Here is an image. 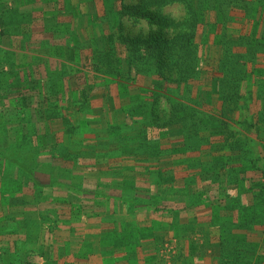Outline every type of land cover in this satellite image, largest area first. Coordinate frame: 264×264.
Listing matches in <instances>:
<instances>
[{
  "label": "rangeland",
  "instance_id": "rangeland-1",
  "mask_svg": "<svg viewBox=\"0 0 264 264\" xmlns=\"http://www.w3.org/2000/svg\"><path fill=\"white\" fill-rule=\"evenodd\" d=\"M125 2L161 24L112 0H0V264H264V42L228 24L236 10L260 33L264 0H193L197 23L183 2ZM110 32L175 41L164 76ZM56 38L76 84L59 78L72 60L44 74Z\"/></svg>",
  "mask_w": 264,
  "mask_h": 264
},
{
  "label": "crops",
  "instance_id": "crops-1",
  "mask_svg": "<svg viewBox=\"0 0 264 264\" xmlns=\"http://www.w3.org/2000/svg\"><path fill=\"white\" fill-rule=\"evenodd\" d=\"M75 3L76 2L71 1V5H72L71 7L73 8L71 14L69 13V15H71V16H68L67 17V16L64 15V17L62 18L63 20H66V21H74V18H76L77 21H78V19H80V15H82V14L80 13V8L79 7L85 6L84 5L85 3H83V4H81V3L75 4ZM65 13H68V12H65ZM261 14H262L261 17L257 18L256 21H255V24H254V27H256L260 31V33H258V32H256L253 29V23L251 22V19L249 17H247L244 13L238 12V11L235 10L234 13H232L233 20L231 21V23L229 22L228 24L232 28L235 26L237 29H234V28L231 29V31H229V34H231V35L233 34V36H235V38H237L238 36L241 37V35H243L244 37L247 38V41L248 40H251L254 36H256V38H258V37L260 38V42H264V37H263L264 36V30H263V28H264V9H263V11H261ZM76 19H75V22H76ZM46 25H47V23H45L44 29L46 31H48V32L51 31ZM110 37H111V40L110 39L109 40L113 43L114 48H116L117 49V52L120 55H122L125 52L124 51V47H123V45L121 46V43L117 40L116 36L114 35V32H110L109 33V36L107 38H110ZM13 39H14V41L16 43H19L18 48H21L23 45L25 46V44H24V41L25 40H20V39L18 40V38H15V37H13ZM212 39L214 40L213 34L211 35V40ZM66 40H67V38H65V39L64 38H58L57 39V42L55 40V41L49 43V45H51V47L53 48L52 49L53 51L51 53H54L56 55L54 57L55 59L51 61V63H52L51 65L54 68H52V69L50 68V70L51 71H54V72L52 73L49 70H47L46 72H44V74H47L49 72L52 76L56 77L58 74H61V67L64 66V67L68 68L69 67V62H67V61L68 60L69 61L72 60V62L70 61V65L71 66L68 69V71L66 73H64V75L60 76L59 78H62L63 81H64V83L67 84V85H69V84H76V83H78L76 77H80V76L76 72L72 71V70H74V64L73 63L76 62L75 61V58H74V52H72V55L69 56V53L66 51L67 52L66 55L62 56L64 54V50H66V47H67L66 46L67 45ZM37 41L38 40H35V42H37ZM74 42H75V45L78 44L79 46H84V45H87V43H88L87 38H82L81 35L77 31L75 32ZM54 45H58V47L61 48V50H59V48H56ZM87 48L88 49H91L90 46H87ZM81 49H82V47H81ZM35 51H37V50H35ZM235 52H237V54L242 53V55H245V56H250V57L253 56V55H247L250 51L246 47H242L240 49H236ZM90 53L87 52V53L84 54V61L85 62H87V60L90 58V56H89ZM68 56H69V59H68ZM254 56H256L258 59H260L261 61L264 62V52L263 53H258L257 55H254ZM18 57L20 59H22L23 56L22 55H19ZM64 61H65L66 64L64 63ZM20 63H24V62H20ZM115 63H117V61ZM16 64H17V60L16 59L15 60L13 59V61L10 60V64H9L10 65V70H15L14 71V74L16 76L18 75L19 76V80L22 81L20 75H21L22 72H27L28 69H27V67L26 68L25 67H20L19 69H17L16 67L18 66V64L15 67ZM25 64H27V63H25ZM111 70L113 72H117V71H114V68L106 69L107 72L108 71H111ZM62 71H64V70H62ZM18 76H17V78H18ZM56 79H58V77ZM43 86H44V88H43L44 91L46 93H48V94H49V92H51V90H55V89H53V88H55V86L48 85L45 82H43ZM9 90L12 91V93H17V95H11V98L13 100H15V99H21L20 96H21V93H23V92H22V90L18 86L11 85L9 87ZM24 96H25V94H24ZM100 96L103 97L105 95L103 93V95H100ZM40 103L41 102H38V104H40ZM70 103L72 104L73 101H71ZM204 260L206 262V261L209 260V258L208 259H204Z\"/></svg>",
  "mask_w": 264,
  "mask_h": 264
},
{
  "label": "trees",
  "instance_id": "trees-1",
  "mask_svg": "<svg viewBox=\"0 0 264 264\" xmlns=\"http://www.w3.org/2000/svg\"><path fill=\"white\" fill-rule=\"evenodd\" d=\"M150 5L154 4L156 6H161L163 4L171 3V2H183L186 4L189 8V12H191V19L194 23L199 22V14L197 10H195L192 7L193 0H150ZM119 2V8L117 10V14L122 17L125 15L137 18V19H145L149 23H155V24H161V20L157 18L155 14H153L149 9H147V5H141L139 3L132 4V3H126L125 0H112V4L110 8H115L117 3ZM84 3V2H83ZM86 4V3H85ZM190 14V13H189ZM121 40V43H124L125 45H134L137 46V44H144V48L146 51V55L136 54V57H132L129 55V63H137V60L144 59L145 63L148 65H151L150 67H147L150 71H152L154 74H159L160 76H164L162 71V66L166 63L165 59L170 55H173V52L171 50L168 51V48L174 45L175 41H168L167 39H163L156 35H151L146 39H127L124 36L119 37ZM111 40V37L108 38ZM133 46V47H134ZM130 49V47H129ZM153 66V67H152Z\"/></svg>",
  "mask_w": 264,
  "mask_h": 264
},
{
  "label": "clouds",
  "instance_id": "clouds-1",
  "mask_svg": "<svg viewBox=\"0 0 264 264\" xmlns=\"http://www.w3.org/2000/svg\"><path fill=\"white\" fill-rule=\"evenodd\" d=\"M173 19H176L177 17H176V15H173V17H172Z\"/></svg>",
  "mask_w": 264,
  "mask_h": 264
}]
</instances>
